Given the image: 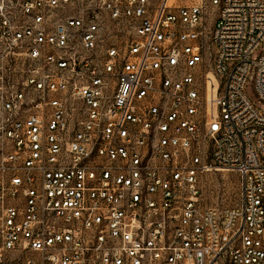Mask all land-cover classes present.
<instances>
[{"label":"built area","instance_id":"built-area-1","mask_svg":"<svg viewBox=\"0 0 264 264\" xmlns=\"http://www.w3.org/2000/svg\"><path fill=\"white\" fill-rule=\"evenodd\" d=\"M0 264H264V0H0Z\"/></svg>","mask_w":264,"mask_h":264},{"label":"rangeland","instance_id":"rangeland-1","mask_svg":"<svg viewBox=\"0 0 264 264\" xmlns=\"http://www.w3.org/2000/svg\"><path fill=\"white\" fill-rule=\"evenodd\" d=\"M248 90L252 95L251 87ZM201 189L204 203L219 208L231 206L239 200V177L237 173L223 169L206 172L201 177Z\"/></svg>","mask_w":264,"mask_h":264}]
</instances>
